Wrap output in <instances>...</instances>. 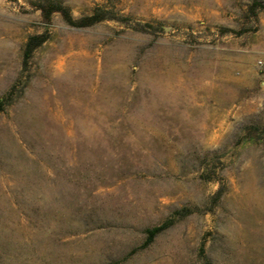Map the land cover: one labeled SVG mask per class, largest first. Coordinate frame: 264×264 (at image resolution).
<instances>
[{"label":"rangeland","instance_id":"1","mask_svg":"<svg viewBox=\"0 0 264 264\" xmlns=\"http://www.w3.org/2000/svg\"><path fill=\"white\" fill-rule=\"evenodd\" d=\"M253 1L0 0V264H264Z\"/></svg>","mask_w":264,"mask_h":264},{"label":"trees","instance_id":"2","mask_svg":"<svg viewBox=\"0 0 264 264\" xmlns=\"http://www.w3.org/2000/svg\"><path fill=\"white\" fill-rule=\"evenodd\" d=\"M259 8L264 11V4L260 1L255 0L249 7V13L252 14V16H257L256 10ZM43 11H44L43 16L45 17L46 20H49L50 16L53 13L59 12L62 14L63 18L68 24L72 26H76V27L89 26V25H92L96 22H100L101 20H103L101 17H98L97 15H95L91 18H84L82 20L76 21L71 17L68 10H66L65 8L59 5H53V4L49 5V7L47 9H44ZM45 41L46 39L42 35L33 36L27 41L25 50H24V65H26V62L31 57L35 48L43 44ZM8 98H9V95L0 98V112L4 110V107L8 103ZM171 222L172 221L168 220L162 223L161 225L147 229L146 230V240L141 248H144L147 245H149L160 232H162L163 230H165L167 227L171 225Z\"/></svg>","mask_w":264,"mask_h":264}]
</instances>
